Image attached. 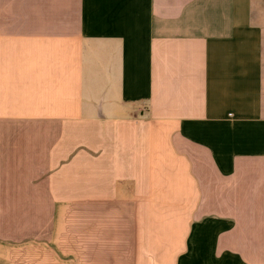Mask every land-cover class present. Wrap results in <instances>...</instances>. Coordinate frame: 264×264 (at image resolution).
Segmentation results:
<instances>
[{
	"label": "crops",
	"instance_id": "crops-1",
	"mask_svg": "<svg viewBox=\"0 0 264 264\" xmlns=\"http://www.w3.org/2000/svg\"><path fill=\"white\" fill-rule=\"evenodd\" d=\"M0 264H264V0H0Z\"/></svg>",
	"mask_w": 264,
	"mask_h": 264
}]
</instances>
